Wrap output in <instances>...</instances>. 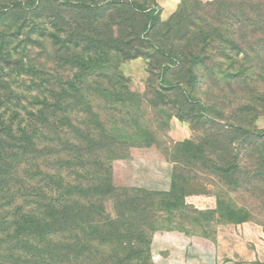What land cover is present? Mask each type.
Returning a JSON list of instances; mask_svg holds the SVG:
<instances>
[{"label": "trees", "instance_id": "16d2710c", "mask_svg": "<svg viewBox=\"0 0 264 264\" xmlns=\"http://www.w3.org/2000/svg\"><path fill=\"white\" fill-rule=\"evenodd\" d=\"M75 5L42 31L58 90L0 45V264H152L153 235L193 213L264 225V0H182L166 21L155 1ZM140 58L144 93L120 71ZM9 69L44 95L11 116ZM175 119L190 137L171 138ZM153 147L174 165L171 190L117 186L115 163ZM201 195L214 211L187 203Z\"/></svg>", "mask_w": 264, "mask_h": 264}, {"label": "rangeland", "instance_id": "374dc122", "mask_svg": "<svg viewBox=\"0 0 264 264\" xmlns=\"http://www.w3.org/2000/svg\"><path fill=\"white\" fill-rule=\"evenodd\" d=\"M100 1L103 0H0V38H2L0 40V45L2 44V40H4L3 42H12L10 44L12 47L9 46V48L15 50V48L19 47L20 52H18L19 55L15 59L24 60L28 63H35V65L39 69H42L47 74V76L54 79L52 81V87H54V90H58L56 86V78L59 74V66L56 63V56L54 54L55 51L53 47L54 44L47 34L48 32L52 31L51 26L55 21L60 22L58 15L60 13H64V10H66L70 5L73 6V4H76L75 6L79 7L81 3L88 4L91 2L96 3ZM135 1L148 3L149 5H151L153 1H155V3L159 7V16L162 21H166L162 17L163 6L165 4L176 3L177 8L174 11L175 13L182 2V0ZM201 1L206 3L215 0ZM69 12L70 14L72 13V15H76L78 14L79 10L74 9ZM21 27H23L22 33L20 37H18V35L16 34ZM35 28H38V30H34ZM44 29H47L46 37L43 36L44 32L42 31ZM142 60L147 66V61L145 59ZM132 61H127L125 62V64ZM123 65L124 64L120 66V71L130 79V88L135 92L144 93L149 77L144 80L143 78H141V74L136 71L131 72L129 76V74L127 75V73L122 70ZM7 74H10V76H8L9 78L7 77L6 80L9 82L11 90L15 91L14 95H12V91L11 93L2 92V95L5 97L1 102L4 106L3 109L8 111V116H11L15 111L23 112V107H27L29 105L28 102L33 101V98H44V95L40 94L39 91H37V85H34L35 83H38L37 77L33 75L29 77L25 75L23 71L19 72L17 69H9L7 70ZM12 74L13 77H11ZM66 76H72V73L68 71V73H66ZM87 80L91 85L93 80ZM146 118H148V116ZM256 127L262 130L264 129V117L258 119V121L256 122ZM191 134L192 132L187 124L180 123L176 119L172 121L170 136L173 140L182 141L190 137ZM119 181L120 180H118L117 182L115 181V184L122 187L120 185L121 182ZM209 189L211 191L215 190L214 187H210ZM201 196L209 198V201L207 202H209L208 205L212 206V208L200 209L195 206L194 207L201 212L214 211L217 207L216 197L210 195ZM107 208L109 211L113 210L111 204H109ZM176 221L179 223L186 222L184 229H181L178 226L179 223L177 224L173 222L171 223V226L168 227V229H171L170 231L157 232L153 235V241L151 245L152 264H155L152 255L153 250H159L161 254L166 257L168 256L169 252H178L179 248L182 247V242L176 240L172 241V239H170L172 238V235L181 236L189 239L190 241L201 239L214 240L218 238L219 235L225 231V229L239 226L236 224H217L215 216L201 217L194 213L190 214V216H187L186 221H179L178 218L176 219ZM243 233L244 235L251 236L256 240L260 238V240L264 241V225H259L255 222H247V228L243 230ZM156 236L164 238L165 240L155 243ZM259 243L262 247H264L263 243Z\"/></svg>", "mask_w": 264, "mask_h": 264}, {"label": "crops", "instance_id": "0c3cea01", "mask_svg": "<svg viewBox=\"0 0 264 264\" xmlns=\"http://www.w3.org/2000/svg\"><path fill=\"white\" fill-rule=\"evenodd\" d=\"M177 5L165 4L162 17L167 20ZM138 71H137V70ZM122 70L131 74L136 71L141 78L149 77L147 66L142 59L134 60L122 66ZM174 165L166 160L156 148L134 150L132 157L115 163L114 178L121 186L143 189L151 192L167 193L171 190ZM209 198L192 196L187 203L200 209H211ZM247 223L225 229L218 238L190 241L187 238L172 235L170 239L182 242L178 252L171 251L164 257L159 250H153L155 264H264L263 240L244 235ZM165 240L158 236L155 243ZM260 240V241H259Z\"/></svg>", "mask_w": 264, "mask_h": 264}]
</instances>
